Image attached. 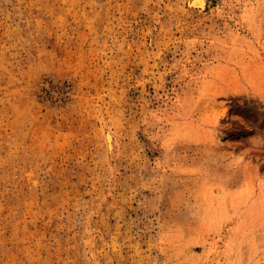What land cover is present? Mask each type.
Here are the masks:
<instances>
[{"label":"rangeland","instance_id":"374dc122","mask_svg":"<svg viewBox=\"0 0 264 264\" xmlns=\"http://www.w3.org/2000/svg\"><path fill=\"white\" fill-rule=\"evenodd\" d=\"M0 264H264V0H0Z\"/></svg>","mask_w":264,"mask_h":264},{"label":"bare ground","instance_id":"6f19581e","mask_svg":"<svg viewBox=\"0 0 264 264\" xmlns=\"http://www.w3.org/2000/svg\"><path fill=\"white\" fill-rule=\"evenodd\" d=\"M164 1V0H160ZM209 0H185V4L189 9L198 10L199 12H204L208 6ZM149 42H152V35L149 36ZM104 139L107 148V155L110 162H113L116 158L117 154V142L115 140L114 133L112 129L109 127L104 128ZM114 163V162H113ZM114 179L112 180V184L114 185ZM114 187V186H113ZM90 256L93 259L94 253L90 250Z\"/></svg>","mask_w":264,"mask_h":264}]
</instances>
